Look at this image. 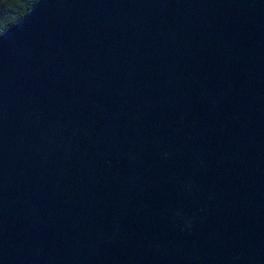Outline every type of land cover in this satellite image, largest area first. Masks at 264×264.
<instances>
[{"label":"water","instance_id":"obj_1","mask_svg":"<svg viewBox=\"0 0 264 264\" xmlns=\"http://www.w3.org/2000/svg\"><path fill=\"white\" fill-rule=\"evenodd\" d=\"M0 264H264V0H37L2 32Z\"/></svg>","mask_w":264,"mask_h":264},{"label":"trees","instance_id":"obj_2","mask_svg":"<svg viewBox=\"0 0 264 264\" xmlns=\"http://www.w3.org/2000/svg\"><path fill=\"white\" fill-rule=\"evenodd\" d=\"M37 0H0V34L18 22Z\"/></svg>","mask_w":264,"mask_h":264}]
</instances>
